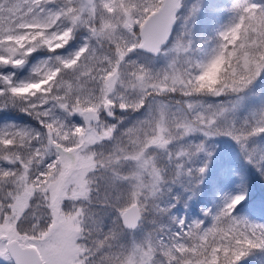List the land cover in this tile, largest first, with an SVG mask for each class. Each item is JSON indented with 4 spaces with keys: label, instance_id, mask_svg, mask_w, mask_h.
I'll return each mask as SVG.
<instances>
[{
    "label": "snow or ice",
    "instance_id": "1",
    "mask_svg": "<svg viewBox=\"0 0 264 264\" xmlns=\"http://www.w3.org/2000/svg\"><path fill=\"white\" fill-rule=\"evenodd\" d=\"M185 7L184 0H0V66L23 67L41 48L53 53L25 80L0 71V108L16 107L39 124L0 125V257L10 264H239L264 252V223L235 214L246 193L208 209L207 224L176 218L178 231L158 229L140 241L121 243L116 231L90 226L88 205L99 191L95 174L101 169L117 193L121 182L130 186L125 205L118 194L111 201L127 228L135 229L155 205L167 177L153 148L167 150L179 175L201 183L208 161L195 171L186 165L197 153L212 156L205 142L169 150L191 133L232 136L264 169V154L256 159L248 144L264 133V105L241 121L221 122L237 104L197 99H243L240 94L264 76V2L232 0V16L217 30L214 46L199 49L200 57L188 27L198 4L184 17V31L164 47ZM80 30V46L56 54ZM138 50L165 52L168 62L156 68L132 60ZM177 93L187 99L170 102ZM146 104L147 116L119 136L117 124L104 119ZM74 115L83 122L72 123ZM106 140H115L112 150L96 151ZM126 162H132L127 171Z\"/></svg>",
    "mask_w": 264,
    "mask_h": 264
},
{
    "label": "rangeland",
    "instance_id": "2",
    "mask_svg": "<svg viewBox=\"0 0 264 264\" xmlns=\"http://www.w3.org/2000/svg\"><path fill=\"white\" fill-rule=\"evenodd\" d=\"M264 2V0H257ZM186 7L181 9L179 19L176 21L172 30L170 40L164 46L170 48L177 37L184 31L185 19L192 5L198 4L197 14L188 21V27L191 31V38L194 47L197 49V57L202 56L199 49L210 48L214 46L213 37L217 30L226 24L232 12L230 6L232 0H184ZM83 42L82 30L78 31L69 45L64 49L57 50L56 54L67 55L76 50ZM207 42V43H206ZM53 53L46 48L38 49L32 53L28 62L20 68L12 66H0V71H12L16 73L17 80H25L30 77L32 66L42 59L47 58ZM132 60L149 63L156 68L163 67L168 62V56L161 52L158 56H152L148 53L138 50L130 54ZM243 99H237L236 94H225L220 96L201 95L197 99L205 105L225 104L231 106L237 104L234 112L227 114V121L221 118V122H230L233 118L238 121L243 120L250 113L255 112L261 105H264V76H261L245 92L240 94ZM187 99L180 94H171L168 97L170 102ZM149 105L137 111L116 110V116L104 114V119L109 123L117 124L116 136H119L123 130L143 120L148 113ZM72 123H82L79 115L70 117ZM14 122L21 125H30L39 127L38 121L28 113L21 111L16 107L0 108V125ZM204 141L208 150L212 152L209 158L206 153H197L191 160L187 161V167L197 170L202 166L205 160L208 161L206 173L202 176L201 183H194L193 177L179 175L176 165L167 158L164 149L153 148L152 151L158 155L159 165L164 168L167 182L164 185L163 192L156 198L155 205L149 204L147 210L135 229H127L120 224V214L118 207L111 202L113 195H119L120 205H125L131 195L130 186L126 182H121L119 192L113 188L110 173L99 170L95 175L98 181L99 191L93 192L92 202L88 205L91 220L90 226L102 229V233L110 230L116 231L120 237L121 243H130L133 240L140 241L146 239L150 234L158 229H163L164 233H174L179 230L176 218L191 221L194 219L204 220L205 223L211 221V217L206 216L208 209L216 210L223 206L226 200L235 194L246 193V199L237 206L236 215L246 218L253 222L264 223V169H262L255 160L250 161L242 148L232 136L217 135L205 137L203 133L195 132L174 140L169 145V150H179L180 146L199 144ZM115 140H106L95 145L98 152L107 153L114 147ZM249 147L256 149V159L264 154V133L257 134L249 138ZM132 167V162H126L122 165L123 170L127 171ZM72 202H66L71 206ZM90 243V241H89ZM162 260V257H158ZM0 264H10L4 258L0 257ZM239 264H264V252L259 250L245 256Z\"/></svg>",
    "mask_w": 264,
    "mask_h": 264
},
{
    "label": "water",
    "instance_id": "3",
    "mask_svg": "<svg viewBox=\"0 0 264 264\" xmlns=\"http://www.w3.org/2000/svg\"><path fill=\"white\" fill-rule=\"evenodd\" d=\"M153 55H154V54H153ZM120 220H121L122 226L125 227V228H127V227L124 225L123 220H122L121 217H120ZM128 229H129V228H128Z\"/></svg>",
    "mask_w": 264,
    "mask_h": 264
},
{
    "label": "clouds",
    "instance_id": "4",
    "mask_svg": "<svg viewBox=\"0 0 264 264\" xmlns=\"http://www.w3.org/2000/svg\"><path fill=\"white\" fill-rule=\"evenodd\" d=\"M206 82H211L210 78Z\"/></svg>",
    "mask_w": 264,
    "mask_h": 264
}]
</instances>
